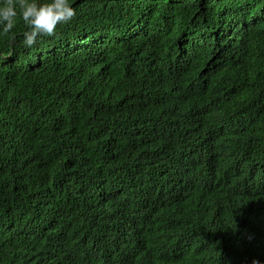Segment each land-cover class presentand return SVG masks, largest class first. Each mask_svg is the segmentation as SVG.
Segmentation results:
<instances>
[{"label": "trees", "instance_id": "trees-1", "mask_svg": "<svg viewBox=\"0 0 264 264\" xmlns=\"http://www.w3.org/2000/svg\"><path fill=\"white\" fill-rule=\"evenodd\" d=\"M70 3L0 37V264H264V0Z\"/></svg>", "mask_w": 264, "mask_h": 264}, {"label": "clouds", "instance_id": "clouds-1", "mask_svg": "<svg viewBox=\"0 0 264 264\" xmlns=\"http://www.w3.org/2000/svg\"><path fill=\"white\" fill-rule=\"evenodd\" d=\"M75 15L70 0H17V3L0 0V37L11 33L17 20L22 21L26 26L21 34L23 45L30 48L38 37L54 35L57 25L70 22ZM10 39H15V36ZM260 165V171L264 173V156ZM97 250L95 246L90 249L93 258L97 256ZM251 264H259V261L253 259Z\"/></svg>", "mask_w": 264, "mask_h": 264}]
</instances>
